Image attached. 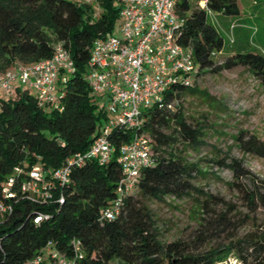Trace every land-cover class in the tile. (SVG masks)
<instances>
[{
	"label": "trees",
	"instance_id": "1",
	"mask_svg": "<svg viewBox=\"0 0 264 264\" xmlns=\"http://www.w3.org/2000/svg\"><path fill=\"white\" fill-rule=\"evenodd\" d=\"M199 1L179 0L174 11L181 22L177 42L190 47L196 76L241 67L264 93L261 52L240 48L214 64L212 57L225 52V47L205 11L198 7ZM113 5V0H97L96 6L67 0H0V73L15 64L26 66L50 58L55 45L68 51L74 67L60 88L59 109L38 107L33 94L20 85L12 97L0 99V190L14 167L52 171L66 158L87 150L98 134L106 116L91 95L84 74L92 41L113 29L118 16V7ZM205 6L221 17L240 16L235 0H206ZM195 93L181 85L169 87L162 106L152 105L141 113L138 133L151 140L154 164L140 171L133 192L123 200L113 220L99 221V212L114 199L120 177L117 148L128 141L130 131H111L109 162L72 168L68 182L54 190L50 200H26L15 185L11 188L14 198L0 195V200L11 205V212L0 221V264H26L47 242L72 258V240L78 242L80 251L75 264H110L114 260L119 264H227L229 258L234 264H264V180L243 165L246 156L264 159V142L239 129L231 140L240 157L219 156L214 145L206 146L208 129L188 122L190 117L178 103L181 97ZM200 95L206 102L211 99ZM208 106L220 108L218 102ZM207 114L202 120H207ZM205 147L215 158L211 163L230 173L227 185L239 196L244 213L215 195L199 193L200 207L212 213L200 225L199 233L189 242H163L147 203L168 197L181 200L198 192L191 183L194 175L202 179L213 175L201 173V160L191 163L187 154ZM59 195L61 203L56 201ZM209 204L223 211L213 212ZM36 214L47 218L34 225ZM251 221L255 229L239 237L238 230ZM224 238L226 241L219 243ZM212 240L218 241L215 246L202 248Z\"/></svg>",
	"mask_w": 264,
	"mask_h": 264
},
{
	"label": "built area",
	"instance_id": "2",
	"mask_svg": "<svg viewBox=\"0 0 264 264\" xmlns=\"http://www.w3.org/2000/svg\"><path fill=\"white\" fill-rule=\"evenodd\" d=\"M179 0H113L119 4L120 38L107 33L91 43L84 79L91 95L101 102L106 119L104 126L89 148L65 159L52 170L32 167L28 170L14 167L3 184L0 195L4 199L15 197L12 186L29 201L52 198V192L68 182L70 170L94 162L103 166L109 162L113 149L108 139L111 131L131 132L127 142L117 148L115 162L120 177L114 188V199L99 212V221L113 220L119 213L123 200L131 194L140 171L153 166L151 140L138 133L141 113L152 105L162 106L163 94L169 87H188L190 78L197 74L190 47L177 42L181 22L175 15ZM81 4L97 5V0H79ZM206 0L198 7L208 15ZM74 72L68 51L55 45L50 58L30 65L15 64L0 73V90L5 98L12 97L14 84L32 91L36 105L59 109L55 94ZM57 98V99H58ZM58 101V100H57ZM61 203V196L56 199ZM11 212L10 203L0 200L1 220ZM47 218L36 214L32 223L38 225ZM72 258L53 249L47 242L41 251L26 264H42V251L52 264H75L80 257L78 242H71Z\"/></svg>",
	"mask_w": 264,
	"mask_h": 264
},
{
	"label": "rangeland",
	"instance_id": "3",
	"mask_svg": "<svg viewBox=\"0 0 264 264\" xmlns=\"http://www.w3.org/2000/svg\"><path fill=\"white\" fill-rule=\"evenodd\" d=\"M67 1L79 2V0ZM235 1L240 13L239 20L223 18L212 13L207 16L208 23L220 35L225 47V52L212 57L215 65L222 63L228 57L227 53L234 52L237 50L236 47L244 51L256 50L264 55V0ZM113 6L119 7V4L114 2ZM119 23L120 18H117L111 30L113 37L120 38ZM234 29H239L240 32H234ZM187 88L195 90L196 93L181 97L178 103L187 118H194L193 121L188 118V122H198L204 125V129H208L205 139L206 146L214 145L220 151L219 156L228 153L229 156L240 157L232 146L231 140V136L235 135L239 129L247 130L264 142V93L257 81L243 68L235 67L216 73L194 75L190 78ZM29 92L32 94L31 90ZM54 94L55 102H58L57 93ZM200 94H205L211 99H206V102ZM0 99L6 100L1 90ZM210 102H218L220 108L215 110L209 107L208 103ZM97 105H101V102H97ZM205 113H208L205 116L206 121L202 120V115ZM212 131L216 134H213ZM207 147L197 153L189 152L187 154V161L191 163L201 160L198 166L201 173L213 175L207 179L194 175V180L191 183L198 192H191L189 197L181 200L168 197L161 202L147 203L159 239L163 242H171L176 239L189 242L199 233L200 225L208 219L209 215H212L210 211L205 212L200 207L202 197L199 193L215 195L224 202L233 205L236 211L244 213L239 196L227 185L231 181L230 173L226 169H217L211 163L215 158L212 157L209 147ZM243 165L257 178L264 180V159L246 156ZM208 206L213 212L223 211L218 206L212 204ZM253 222L242 226L238 230V236L254 230ZM223 241L226 239H222L219 243ZM217 242L216 240L208 241L202 248H211ZM48 252L42 251V261L45 263L49 261ZM110 264L119 263L114 260ZM227 264H234V262L229 258Z\"/></svg>",
	"mask_w": 264,
	"mask_h": 264
},
{
	"label": "crops",
	"instance_id": "4",
	"mask_svg": "<svg viewBox=\"0 0 264 264\" xmlns=\"http://www.w3.org/2000/svg\"><path fill=\"white\" fill-rule=\"evenodd\" d=\"M224 18V17H223ZM238 18H236V20H237ZM239 20V19H238ZM236 31H239V29H234V32H236ZM240 32V31H239ZM236 49L238 50V49H240V48H238V47H236ZM19 86V84L18 83H15L14 84V88H13V91H14V89L16 88V87H18Z\"/></svg>",
	"mask_w": 264,
	"mask_h": 264
}]
</instances>
